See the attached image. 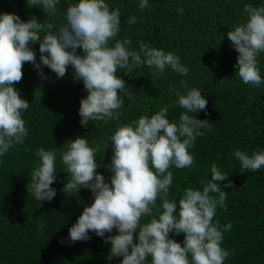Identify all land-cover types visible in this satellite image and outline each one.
<instances>
[{"label":"trees","instance_id":"16d2710c","mask_svg":"<svg viewBox=\"0 0 264 264\" xmlns=\"http://www.w3.org/2000/svg\"><path fill=\"white\" fill-rule=\"evenodd\" d=\"M78 2L60 0L57 11L46 14L42 6L29 7L27 0H0V14L14 13L24 22L35 16L59 28L66 22L68 6ZM105 3L121 11L120 31L110 46L128 38V47L139 51L140 42H144L175 53L189 72L182 76L168 66L165 72L157 73L155 67L146 64L132 68L128 75L126 69H119L116 74L128 88L119 93L123 99L119 119L107 123L90 120L85 128L80 123L79 108L88 93L83 81L74 78L72 66L58 78L47 66L41 64L38 70L31 62L24 63L22 80L13 87L30 104L22 112L28 136L23 144H14L0 156V264H120L123 257L110 259L111 243L106 242V237L118 234L115 228L104 237L90 230L88 240H69V229L94 197L90 189L81 188L77 194L62 191L70 179L61 162L62 153L77 137L87 138L92 146L99 144L96 161L101 167L96 171L110 183L113 173L106 166L113 156L111 136L117 127L138 121L142 115L150 117L165 105H169V120L179 123L186 110L178 105L176 93L186 94L191 88L200 89L208 103L206 111L188 115L208 120L210 127L200 129L204 135L197 136L189 149L193 165L185 169L173 165L169 169L173 183L168 199L177 203L178 215L179 198L185 189L202 190L211 179V166L216 164L228 175L226 181L219 182L227 192L225 206L218 205L213 218L221 230L229 222L232 225L231 230L223 232L221 247L230 253L224 264H264V166L257 171L242 169L234 155L236 151L249 156L264 151V84L248 85L239 78L238 67H234L239 53L227 37L235 25L248 19L245 5L264 6V0H148L149 7L143 10L140 0ZM180 8L182 13L177 11ZM133 16L136 22L127 23ZM40 35L43 38L45 33ZM29 47L40 64L39 42ZM76 52L84 54L82 48ZM257 59L264 79V53ZM39 148L56 152V180L51 185L56 196L51 202L37 201L27 190L31 173L39 164L35 155ZM228 181L231 188L224 187ZM162 211L158 198L153 217ZM151 218L143 216L140 223H148ZM169 237L183 245V233L172 232ZM134 243H138V231ZM146 264H151L150 256Z\"/></svg>","mask_w":264,"mask_h":264},{"label":"clouds","instance_id":"9594fccd","mask_svg":"<svg viewBox=\"0 0 264 264\" xmlns=\"http://www.w3.org/2000/svg\"><path fill=\"white\" fill-rule=\"evenodd\" d=\"M59 3L60 0H27L29 7L42 6L46 14H54ZM139 7L141 10L149 7L148 0H140ZM177 11L182 13L183 9ZM244 11L248 19L235 25L227 37L239 53L234 66L238 67L237 75L244 84L259 87L264 84L257 59L264 53V6L247 4ZM135 22V16L127 21ZM120 25V9H111L105 0H79L69 5L66 22L59 28L50 22L42 23L35 16L24 22L17 14H0V156L14 144H23L28 136L22 112L30 104L13 87L22 80L25 62H31L38 70L41 64L47 66L58 78L64 77L68 66H72L74 78L83 81L88 93L79 108L80 123L85 128L90 120L107 123L119 119L123 105L119 93L128 91L125 81L116 74L119 69H126L127 74L132 68L146 64L155 67L157 73L170 66L182 76L188 74L189 69L173 52L166 53L144 42H140L139 51L132 50L128 38L116 40L110 46ZM41 33H45L43 38ZM36 42L40 64L29 47ZM78 48H82L83 55L77 54ZM39 74L43 78V72ZM176 95L178 105L186 110L181 113L179 123L169 120V105H165L150 117L142 115L138 121L117 127L111 136L113 156L106 166L113 173L110 183L96 171L101 167L96 161L100 145L92 146L82 137L69 141L61 162L70 179L62 191L77 194L81 188L90 189L94 197L91 206L84 208L69 229L71 242L88 240L90 230L104 237L115 228L118 234L106 237V242L111 243L110 259L123 257L120 264H146L149 256L151 264H224L230 253L221 247L223 232L231 230L232 225L229 222L221 230L213 218L217 206H225L227 192L219 182L226 181L228 175L213 164L211 179L202 190L185 189L179 198L178 215L177 203L168 199L173 183L169 169L173 165L177 169L193 165L194 156L189 149L197 136L204 135L200 129L210 127L208 120L188 115L206 111L208 101L200 89L191 88L186 94ZM35 155L39 164L31 173L27 190L34 193L37 201L51 202L56 196L51 187L56 180V152L39 148ZM234 155L242 169L257 171L264 166V151L253 152L251 156L236 151ZM224 187L231 188L232 182L228 181ZM158 198L162 200L163 211L153 217ZM143 216L152 218L142 225ZM137 231L138 243H134ZM172 232L185 235L183 245L169 237Z\"/></svg>","mask_w":264,"mask_h":264}]
</instances>
